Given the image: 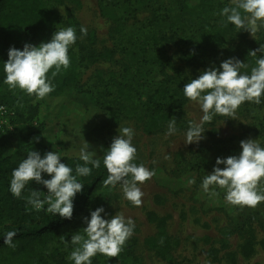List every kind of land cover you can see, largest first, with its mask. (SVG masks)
<instances>
[{"label":"rangeland","instance_id":"obj_1","mask_svg":"<svg viewBox=\"0 0 264 264\" xmlns=\"http://www.w3.org/2000/svg\"><path fill=\"white\" fill-rule=\"evenodd\" d=\"M176 1L47 0L57 12L73 13L87 28L85 39L97 53L112 50L114 55L81 70L83 93L73 90L60 97L37 99L24 92L28 101L3 105L8 113L3 116L0 132L7 140L0 145V152L10 158V179L12 171L31 150L38 151L41 157L53 151L60 157L79 158L81 147L88 142V150L95 152L96 158L103 162L119 129L131 127L135 133L132 142L137 149L134 162L155 171L151 180L138 185L144 193L142 206L128 201L120 184L114 188L103 186L92 195L85 216L90 220L91 211L102 206L104 219L120 212L134 221V234L127 240L131 255L117 264H264V202L255 208H241L226 202L225 189L210 186V191L214 189L219 193L210 196L202 188L203 179L212 173L218 157L240 154V141L253 139L264 147V96L259 105L244 102L235 119L215 115L210 123L203 125L204 139L184 143L189 121L200 122L203 112L199 103L180 99L174 92L181 88L179 83L183 82L184 86L198 78L202 71L219 68L226 59L221 57L223 48L218 47L216 51L207 48L196 31L174 25L176 18H180L176 17ZM217 2L232 6V0ZM240 32L247 39L264 40V27L254 37L247 31ZM153 35L160 38L161 49L152 50L149 56H160L168 64L167 68L162 72L158 66H147L145 76L140 73L141 84H128L136 83L138 78L133 74L127 78L123 75L124 67L130 64L129 52L140 40L147 46L148 38ZM124 81L130 87L138 86L141 91L143 107L140 106L138 114L132 118L123 116L115 94ZM95 100L100 105L95 104ZM36 105L40 106L39 121L44 124L41 137L31 135L39 124L28 118L29 111ZM158 106L167 112L169 120L175 117L177 132L174 135L166 136L169 120L153 134L143 131L144 120ZM215 145L221 149L216 150ZM219 167L224 168V165ZM42 177L51 178L46 173H42ZM77 179L81 182L79 176ZM90 190L84 192L82 198ZM52 217L49 214V219ZM85 217L32 252L16 256L10 250H1L0 264H74L69 256L78 245L71 243V237L77 233L86 235ZM159 226L164 228L171 244L166 252L164 239L148 243L157 237ZM42 227L28 229L32 232ZM97 260L106 262L104 258Z\"/></svg>","mask_w":264,"mask_h":264},{"label":"clouds","instance_id":"obj_2","mask_svg":"<svg viewBox=\"0 0 264 264\" xmlns=\"http://www.w3.org/2000/svg\"><path fill=\"white\" fill-rule=\"evenodd\" d=\"M243 13V14H242ZM219 15L226 17V21L233 24L240 31H247L253 37L264 27V0H232V6H225ZM81 36L87 35V28L81 26ZM76 29L67 27L55 31L49 42H41L38 46L25 43L23 50L14 46L9 48L8 59L4 63L6 78L4 83L9 90L19 88L37 99H44L54 91L48 73L53 68L52 76L70 67L69 49L77 41ZM257 52L264 53V46L252 50L248 55L257 56ZM256 67L251 74L242 73L248 65L233 57L224 60L219 68L210 67L186 83L183 92L190 101L199 103L203 116L200 122L189 121L185 134V144L198 143L204 139V123H210L217 114L235 119L237 110L244 102L261 103L264 96V56L256 60ZM0 111L4 108L0 106ZM177 132L175 117L170 118L166 136ZM134 130L131 127L119 129L118 135L113 137L110 147L104 154L103 163L108 172L103 181L104 186L116 187L120 184L125 198L134 206H142L144 193L138 185L144 184L155 176V171L137 164V149L133 145ZM242 151L227 158H217L212 173L202 182L204 192L210 196H217L210 186H217L226 190L225 200L233 206L255 208L264 202V147L257 140L246 139L240 141ZM89 144L85 142L80 149L79 159L84 163L77 164L76 175L73 169L61 162L60 154L49 151L41 157L38 151L31 150L27 158L19 163L11 173L10 192L17 199H26L27 203L36 211L44 209L55 216L71 219L74 210V199L82 192L84 185L77 177L89 176L93 168H99L101 161L93 151H89ZM167 158V157H166ZM223 164L224 168L219 165ZM88 165H91L89 167ZM42 173L48 174L50 179H43ZM35 181L47 188V195L42 200L41 192L32 189L27 197L22 192L29 182ZM189 183H195L189 180ZM105 209L101 206L91 211L90 220L85 217L87 227L84 233L73 234L71 243L78 245L70 254L69 259L74 264H92V258L97 253L110 258H117L134 234L135 223L131 218L117 212L110 219H104L101 213ZM17 231H9L4 237V244L15 248L13 239ZM63 239V236L60 237ZM161 243L163 241L161 240Z\"/></svg>","mask_w":264,"mask_h":264},{"label":"trees","instance_id":"obj_3","mask_svg":"<svg viewBox=\"0 0 264 264\" xmlns=\"http://www.w3.org/2000/svg\"><path fill=\"white\" fill-rule=\"evenodd\" d=\"M178 14L174 21V25L180 27H188L200 34L202 41L206 43L207 48L217 50L218 47L223 48L221 57L224 59L237 58L241 62H245L248 67L241 69L242 73L251 74V69L256 67V60L264 53L257 52V56L248 55L250 51L263 46L262 41L256 42L252 39H247L246 35L240 32L233 24L226 21V17L219 15L220 11L227 6L220 4L217 0H177L176 1ZM104 12V11H102ZM243 14V13H242ZM81 23L73 15L71 11L64 13L57 12L53 7L49 6L47 0H0V106H7L15 103H23L28 101L23 96L25 91L19 88L9 90V86L4 83L6 73L4 71V63L8 59V51L10 47L23 50L25 43L38 46L41 42H49L55 33L67 27H74L78 37L76 43L69 49L70 67L61 70L52 76L53 68L48 73L51 83L54 85V91L48 97L56 98L63 96L75 90L78 93H83L81 86V70L89 67L90 64L96 63L100 59H110L114 55V51L107 50L104 54L97 53L90 41L85 39L86 36H81ZM133 46V44H132ZM133 51H130V64L126 65L123 70L124 77L128 75L139 76L144 72L145 67H159L163 72L168 64L158 55L149 56L152 50L160 47V38L153 35L148 38L147 46L144 40H140L138 45H134ZM146 47V48H145ZM136 64H134V62ZM134 64V65H132ZM142 78V77H141ZM143 79V78H142ZM189 83V82H188ZM177 95L180 99L186 98L183 92L184 84L179 83ZM175 91V90H174ZM18 95H15V93ZM119 100L120 111L124 117H134L138 114L140 106L143 107L141 91L138 86H129L124 81L118 85L115 91ZM95 104L100 105L98 100ZM40 106L36 105L29 111L28 118L37 121L39 126L34 127L32 136L43 135L44 124L39 121ZM148 115V114H147ZM146 115V116H147ZM169 115L160 106L152 109L146 120L143 122V131L147 134H153L165 126L169 120ZM136 118L140 119L139 116ZM18 119V118H17ZM6 135L0 132V145L5 144ZM217 145L214 147L216 148ZM221 148H216L220 150ZM61 162L73 169V175H76L75 168L77 164L83 165V161L77 157H61ZM10 158L2 155L0 152V251L10 250L12 255L20 256L36 250L49 242L50 239L56 237L59 232L72 225L80 218L85 217L89 211V204L92 195L95 191L104 186L103 181L107 178L108 172L104 163L101 161L99 168H93L89 176L80 177L84 187L82 192L77 193L73 216L71 219H64L56 215L49 219V214L46 212L47 206L40 211H36L29 205L26 199H17L10 192ZM91 167V165H88ZM91 190L82 198V194ZM38 190L41 192L43 200L47 195V188L43 184H38L35 181L29 182L22 192L23 197H27L30 191ZM50 220V221H49ZM43 226L41 230L29 232V227ZM156 238H152L148 243L154 244L157 239H164L166 245L165 252L170 249L171 244L165 237L166 233L162 226L158 227ZM9 231H17L16 237L13 239L15 248H11L4 244L5 233ZM131 255L129 244L126 242L123 251L117 258H110L97 253L92 259V264H117L121 259ZM106 260L101 263L97 259Z\"/></svg>","mask_w":264,"mask_h":264},{"label":"built area","instance_id":"obj_4","mask_svg":"<svg viewBox=\"0 0 264 264\" xmlns=\"http://www.w3.org/2000/svg\"><path fill=\"white\" fill-rule=\"evenodd\" d=\"M3 107V106H2ZM4 108V111H0V125L2 123V120H3V116H5V114L8 113V110L6 107H3ZM1 127V126H0Z\"/></svg>","mask_w":264,"mask_h":264}]
</instances>
